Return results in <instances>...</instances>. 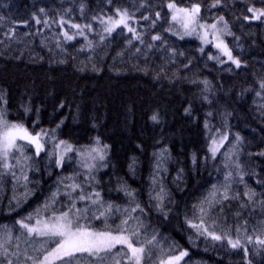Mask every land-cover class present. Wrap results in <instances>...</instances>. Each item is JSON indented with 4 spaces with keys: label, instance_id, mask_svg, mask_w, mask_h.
<instances>
[{
    "label": "trees",
    "instance_id": "1",
    "mask_svg": "<svg viewBox=\"0 0 264 264\" xmlns=\"http://www.w3.org/2000/svg\"><path fill=\"white\" fill-rule=\"evenodd\" d=\"M168 2L0 0V111L29 132L48 133L39 155L26 143L29 160L10 154V164L21 160L11 170L19 180L10 172L0 178V243L10 253L19 250L18 261L8 257L14 264L31 263L24 260L27 237L17 224L30 214L28 223L71 209L77 225L117 234L125 209L137 204L144 210L131 212L143 225L139 239L156 235L159 241L147 245L151 255L146 252L142 264H160L181 251L187 255L179 264H264V244L257 242L264 240V17L244 19L251 17L249 7L264 9V0H221L215 8L214 0H175L185 8L198 3L200 22L224 17L232 33L226 43L239 68L216 64L196 39L173 35ZM118 9L128 11L135 34L124 27L103 33L96 20L115 17ZM72 23L83 27V36ZM64 31L74 39L65 41ZM153 35L161 39L153 41ZM55 141L76 147L99 141L107 158L90 172L81 171L73 155L57 166ZM73 183L80 185L75 192L65 187ZM226 189L229 199L222 195ZM249 191L255 193L251 201ZM95 192L103 206L78 199ZM107 205L112 209L96 219ZM190 223L239 238L242 247L206 238ZM47 247L55 244L50 240ZM0 261L7 264L3 250Z\"/></svg>",
    "mask_w": 264,
    "mask_h": 264
},
{
    "label": "snow or ice",
    "instance_id": "2",
    "mask_svg": "<svg viewBox=\"0 0 264 264\" xmlns=\"http://www.w3.org/2000/svg\"><path fill=\"white\" fill-rule=\"evenodd\" d=\"M220 3L221 0H214L212 7L215 8L219 6ZM167 7L172 14V21L180 22L185 30V34L190 35L192 32L196 31V27H194V25L197 24L201 11L198 3L193 4L191 8H185L179 7L177 3H175V0H169ZM81 10H83V7ZM40 11L43 13L44 9H40ZM247 11L251 13V17L245 16V20H260L264 17V9L249 7ZM116 15L119 17L118 19H113L111 16H109L107 20H104L103 17L99 18L100 23L107 25L104 28V31L111 34L116 27L122 25L127 28L129 32L135 34V29L129 27L128 25V20L130 19L128 11L118 9ZM33 19H35L37 24L41 23V20L35 16ZM144 19L147 20L148 17L145 16ZM156 19H161V14L159 12L156 13ZM220 22H223V28H218L217 23L211 25L199 24L200 29H212L213 36L212 41H209L208 33L205 31L201 36V39L205 43H213L214 47H216L222 55L227 56L228 60L239 68L241 67L240 60L233 57L231 50L221 38L222 35H231L232 33L228 29V24L224 22L223 16L219 17L218 23ZM43 23L45 27H47L49 22L48 20H44ZM60 23L65 24L68 23V21L61 18ZM70 27L77 29L79 35H84L81 25L72 23L70 24ZM84 27H87L89 30L92 28L91 25H85ZM167 30L170 29H166V31ZM62 35L64 36L65 41H71L74 39V35H70L67 31L62 32ZM136 38L139 39V36H136ZM181 38L183 37L181 36ZM160 39L161 37L159 35L152 36L153 41H159ZM57 43L59 45V42ZM148 47L151 48L152 45H149ZM201 51H203V49H201ZM209 59H213V57L210 56ZM205 84H207V81H205ZM260 88L264 89V81H261ZM257 95H260V93L258 92ZM261 107H264V105ZM25 111H28V109L26 108ZM185 111L188 112L187 109ZM151 119L154 122L158 121V116L153 115ZM0 126L5 129L2 133H0V161H2V163H0V167L4 169V172H0V178L10 172L14 180H19L20 177L16 176L15 171L11 170L20 165L21 160L19 158H15L16 164H10L9 160L10 158H13L10 154L14 151L20 153V156L23 157L24 161L29 160L31 157L25 155L24 146L22 144H18L17 141H24L27 144L34 146L36 155H39L40 152L43 151V144L41 142L42 138L48 135V133L42 130L41 132L32 134L22 124H9L5 119L3 112H0ZM224 139H227V137H223L219 143L222 144ZM236 141H241V137L239 135L236 136ZM64 143L65 142L63 141L60 142V144ZM97 143H99V141H97ZM57 147H59V145H57ZM218 149V142L213 139L209 148L213 158H215ZM71 151H73L72 146L67 145L65 152ZM91 151L97 152L98 149L92 148ZM261 155H264V153H261ZM99 158L101 160L104 159L103 155H100ZM62 161L63 155H60L56 159L57 166H60ZM193 162H195V157H193ZM237 167H239V165H237ZM227 178L228 177H226V179ZM23 179H28L26 174L23 175ZM66 179L72 178L69 177ZM65 187H70L72 192H75L80 185L73 183L71 185H66ZM124 191L126 192V195L132 196V193L127 189H124ZM215 194V192L212 193L213 196H215ZM56 195L57 193H53V199H55ZM65 195H67L70 200L75 201V199H77V197L72 196L71 192H66ZM222 195L224 199H229L227 189L224 193H222ZM245 195L247 199L251 201L255 196V193L249 191L245 193ZM93 196H95V199H93ZM78 199L81 201L88 200L93 205L100 204L103 206L102 201L100 200L99 192H95L89 196H85L81 193ZM157 199L160 198L157 197ZM71 207L74 208L75 204L73 203ZM157 207L159 208L160 205L158 204ZM111 209L112 205H107L105 210L101 211L95 218L99 219ZM137 209H139L141 213L144 211L137 204L131 209V212H136ZM201 210L203 211V209ZM83 211L87 212L88 208L86 207ZM80 212L81 210L77 209V219L80 218ZM125 212L127 213V216L122 220L121 225L116 228L115 231L117 234H113L112 231L94 232L88 230L84 226H77L73 228L74 222L70 218V212H63L58 216H54L52 220L47 222H42L40 219H37L35 225H31L27 222L33 219V216L30 214L26 218L17 221L20 228L24 229L27 233L26 243L28 247H26L23 251L24 260L30 261L31 264H142L146 252L151 255L147 245H155L158 244L159 241H157L156 235H152L150 238L146 237L143 241H141L139 237L141 235L140 228L143 226L142 222H140L139 217H132L131 212L127 209H125ZM133 219L137 221V225L135 227L129 225V221ZM190 227L195 228L198 234H202L206 238L210 237L213 241L227 240V243L233 249L242 247L241 240L239 238L232 239L227 233H224L223 235L217 234L216 231L212 230L208 226H205L203 223H190ZM239 231L240 229L238 228L237 232ZM9 239H11V235H9ZM17 239H19V237H17ZM247 239L251 242L252 237L249 236ZM50 240L55 244V247H47ZM257 242L264 244V240H257ZM117 245H121V249L113 252V249H115ZM28 248H31V252H29ZM123 248H126L127 252H124ZM17 249H19V245H17ZM0 250H3V255L7 260V264H14V260L8 257H15L18 261L21 255L19 250L15 253H10L4 243H0ZM245 254H247L246 249ZM186 255V251H181L179 255L171 256L167 260L161 259L160 264H179V261H181ZM0 264H2V261H0Z\"/></svg>",
    "mask_w": 264,
    "mask_h": 264
},
{
    "label": "rangeland",
    "instance_id": "3",
    "mask_svg": "<svg viewBox=\"0 0 264 264\" xmlns=\"http://www.w3.org/2000/svg\"><path fill=\"white\" fill-rule=\"evenodd\" d=\"M169 13H170V16H171L172 14H171L170 10H169ZM112 18L113 19H118L119 17H117V15H116L115 17H112ZM103 19L104 20H107L108 18L106 17V18H103ZM218 20L219 19L215 20L212 23H204V22H200L199 19H198L197 24L194 25V27H196V31L192 32L189 35V34H185V30L183 29L182 24L180 22H173L172 19H171V21H172V23H173L174 26L171 28L170 31H171V33L173 35H175V36H177L179 38H181V36H182L185 39H189V38L196 39L199 42L200 48L203 49V51L209 50L208 57H210V56L213 57V59H211V60L213 62H215L216 64H219V65H222V64H230L232 66H235L231 61L228 60V57L227 56L222 55L221 52L216 47H214V44L213 43H205L201 39V36L204 34L205 31H207V33H208V40L209 41H212L213 36H212V29H210V28L200 29L199 28V24L211 25V24L217 23V27L218 28H223V22L218 23ZM131 21H132V18L130 17V19L128 20L129 27H131L130 24H129V22H131ZM96 22L98 24H100L103 33L108 34L107 32L104 31V28L107 25L100 23L99 22V19H97ZM119 27H123V26L121 25ZM119 27H116L115 29H117ZM125 29L128 30L127 28H125ZM74 30H77V29H74ZM228 37H229V35H222L221 36V38L224 40L225 43H226V40H227ZM8 123L9 124H20V123H14V122H8ZM4 130L5 129L2 126H0V133H2ZM38 132H41V131H37L35 133H38ZM30 133H32V132H30ZM35 133H32V134H35ZM46 137H47V135L42 138V141L41 142H42L43 145L46 142V139H45ZM60 142L61 141H55L54 142V151H55V157H56V159L60 155H63V159H65L66 157H69V156H72L73 155L76 158L77 166L83 172H86V171L90 172L92 170H95L96 168L101 167L105 163L106 148L103 145H100L99 143H93V144H91L89 146L76 147V146H73L72 144H70L68 142H65V141H63V142H65L64 144H60ZM17 143L18 144H25L26 142H24V141H17ZM57 145H59V147H57ZM67 145H71L72 148H73V151H71V152H65V148H66ZM32 147L34 148V146H32ZM92 148H96V149H98V151L97 152H92L91 151ZM34 150H35V148H34ZM100 155H103V157H104L103 160H101L99 158ZM69 212H70V218L74 222L73 223V228L79 226L74 221V213H73V211H69ZM53 217L54 216L47 217V218H36V219H34L29 224L35 225L37 219H40L42 222H47V221L52 220ZM24 234H25V237H27V233H26L25 230H24ZM117 246H121V245H117ZM28 264H31V263H28Z\"/></svg>",
    "mask_w": 264,
    "mask_h": 264
},
{
    "label": "bare ground",
    "instance_id": "4",
    "mask_svg": "<svg viewBox=\"0 0 264 264\" xmlns=\"http://www.w3.org/2000/svg\"><path fill=\"white\" fill-rule=\"evenodd\" d=\"M106 158H107V154H106ZM106 158H105V159H106Z\"/></svg>",
    "mask_w": 264,
    "mask_h": 264
}]
</instances>
